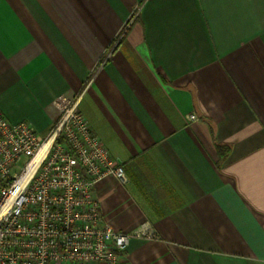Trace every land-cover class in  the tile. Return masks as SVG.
I'll return each instance as SVG.
<instances>
[{
  "label": "crops",
  "instance_id": "1",
  "mask_svg": "<svg viewBox=\"0 0 264 264\" xmlns=\"http://www.w3.org/2000/svg\"><path fill=\"white\" fill-rule=\"evenodd\" d=\"M62 96L129 179L103 217L159 236L124 264H264V0H0L5 117L45 137Z\"/></svg>",
  "mask_w": 264,
  "mask_h": 264
},
{
  "label": "built area",
  "instance_id": "2",
  "mask_svg": "<svg viewBox=\"0 0 264 264\" xmlns=\"http://www.w3.org/2000/svg\"><path fill=\"white\" fill-rule=\"evenodd\" d=\"M79 100L56 99L45 137L28 122H10L0 108V264H124L132 238H159L148 224L128 233L103 217L95 184L129 179Z\"/></svg>",
  "mask_w": 264,
  "mask_h": 264
},
{
  "label": "trees",
  "instance_id": "3",
  "mask_svg": "<svg viewBox=\"0 0 264 264\" xmlns=\"http://www.w3.org/2000/svg\"><path fill=\"white\" fill-rule=\"evenodd\" d=\"M217 148L219 151L220 158L221 159L226 158V156L228 155L230 151V146L228 144H221V145H218Z\"/></svg>",
  "mask_w": 264,
  "mask_h": 264
},
{
  "label": "rangeland",
  "instance_id": "4",
  "mask_svg": "<svg viewBox=\"0 0 264 264\" xmlns=\"http://www.w3.org/2000/svg\"><path fill=\"white\" fill-rule=\"evenodd\" d=\"M23 164V161L21 162V165Z\"/></svg>",
  "mask_w": 264,
  "mask_h": 264
}]
</instances>
